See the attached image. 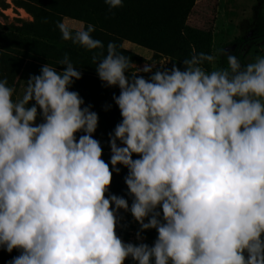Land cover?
I'll return each mask as SVG.
<instances>
[{
	"label": "clouds",
	"instance_id": "1",
	"mask_svg": "<svg viewBox=\"0 0 264 264\" xmlns=\"http://www.w3.org/2000/svg\"><path fill=\"white\" fill-rule=\"evenodd\" d=\"M56 27L105 48L90 23ZM220 53L226 67L205 70L216 57L201 52L182 70L163 58L133 72L113 42L93 55L102 85L119 90L107 163L97 113L69 90L81 72L67 55L61 71L45 63L30 75L18 99L0 79V249L18 253L6 264H264V56ZM117 165L130 204L108 192ZM121 210L137 241L155 230L151 245L117 236Z\"/></svg>",
	"mask_w": 264,
	"mask_h": 264
},
{
	"label": "rangeland",
	"instance_id": "2",
	"mask_svg": "<svg viewBox=\"0 0 264 264\" xmlns=\"http://www.w3.org/2000/svg\"><path fill=\"white\" fill-rule=\"evenodd\" d=\"M62 21L73 26L79 22L85 26L92 24L95 29L92 37L100 40L105 48L89 51L61 39L56 25ZM14 29L33 31L37 38L17 34ZM263 29L264 0H122V7L111 10L104 0H0V79L7 80V85L14 89L13 99H18L30 75H38L45 63L61 71L63 66L58 61L67 55L81 72V78L69 90L78 92L85 104H90L91 110L97 113L98 125L93 138L100 142L101 158L107 163L108 133L120 120L111 97L118 95L119 90L102 85L94 70L93 55L102 58L107 44L113 42L118 52L129 57L132 64L128 71L133 72L147 61L163 58L169 59L165 67L171 68L175 62L182 70V60L203 52L216 57L213 64L203 65L205 70H211L226 67L221 49L234 50L236 39L254 37ZM240 53L246 63L264 56V37L242 45ZM150 74L137 73L145 79ZM107 105L111 107L105 110ZM117 167L120 172H113L108 192L124 197L130 204L123 183L126 169ZM138 227L129 213L118 211L117 236L125 243L151 245L155 230H145L141 233L143 240L137 241ZM15 255L14 250L6 253L0 249V264H6ZM123 264L133 262L126 258Z\"/></svg>",
	"mask_w": 264,
	"mask_h": 264
},
{
	"label": "trees",
	"instance_id": "3",
	"mask_svg": "<svg viewBox=\"0 0 264 264\" xmlns=\"http://www.w3.org/2000/svg\"><path fill=\"white\" fill-rule=\"evenodd\" d=\"M4 6H7L4 1H2ZM21 3V1H18ZM15 33L20 34V35H24L25 37H28L30 39H36L37 35L35 32L30 31V30H18V29H14ZM12 32V31H11ZM264 37V29L260 30L258 32H256L254 37H248L245 39H241L238 38L236 39V41L233 42V44H235V49L234 50H230L228 52H226L225 50H223L226 53H230V54H236L238 60L242 63V64H246V62L244 61V57L243 54L240 53V48L242 45L244 44H251L254 43L256 40H258L259 38ZM14 251L17 253V251L14 249ZM18 254V253H17Z\"/></svg>",
	"mask_w": 264,
	"mask_h": 264
}]
</instances>
